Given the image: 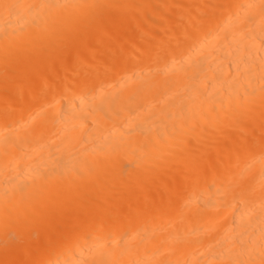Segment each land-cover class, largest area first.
I'll list each match as a JSON object with an SVG mask.
<instances>
[{
    "label": "bare ground",
    "instance_id": "6f19581e",
    "mask_svg": "<svg viewBox=\"0 0 264 264\" xmlns=\"http://www.w3.org/2000/svg\"><path fill=\"white\" fill-rule=\"evenodd\" d=\"M0 264H264V0H0Z\"/></svg>",
    "mask_w": 264,
    "mask_h": 264
}]
</instances>
